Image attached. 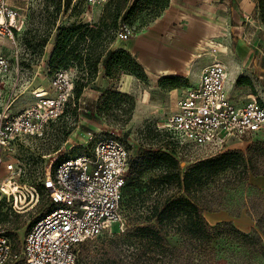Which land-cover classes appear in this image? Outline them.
<instances>
[{
  "label": "built area",
  "instance_id": "obj_1",
  "mask_svg": "<svg viewBox=\"0 0 264 264\" xmlns=\"http://www.w3.org/2000/svg\"><path fill=\"white\" fill-rule=\"evenodd\" d=\"M83 2L94 7L108 0ZM24 22L21 10L11 6L10 0H0V36L14 42ZM133 35V27L122 23L115 40L127 41ZM87 40L81 44L83 52ZM11 71H24L18 53L14 60L0 53V204L20 214L38 205L44 193L51 207L28 227L20 260L23 264H76L82 243L111 233L113 225L123 221L120 202L129 171L127 147L116 137L103 136L74 157H50L41 189L21 183V166L11 162V148L27 136L41 137L48 123L64 114L73 98L77 72L72 65L56 71L48 88L32 90V103L13 112L16 95L2 98L3 80ZM227 75L225 65L214 60L202 70L196 86L186 89L175 104L163 107L160 125L190 154L204 151L213 156L232 143L264 134V102L251 97L234 103L225 87ZM17 259L8 232L0 227V264Z\"/></svg>",
  "mask_w": 264,
  "mask_h": 264
},
{
  "label": "trees",
  "instance_id": "obj_2",
  "mask_svg": "<svg viewBox=\"0 0 264 264\" xmlns=\"http://www.w3.org/2000/svg\"><path fill=\"white\" fill-rule=\"evenodd\" d=\"M54 1L55 12L59 13L61 0ZM168 5L169 0H108L101 6L103 14L96 24H58L49 64L65 62L54 73L75 66L80 76L76 74L74 100L94 80L99 66H103L104 76L109 79L130 74L146 81L142 66L126 50H111L109 44L115 40L121 19L144 13L139 27L143 28L159 18ZM48 38L45 36L40 45L47 44ZM86 38L83 52L81 44ZM163 82V88L181 86L178 78H164ZM164 131L163 135L153 134L164 144L152 145L129 159L120 202L124 229L109 244L79 248L76 264H145L157 258L160 264H177L178 260L190 263L193 251L208 257L209 262L215 257L213 243L226 236L239 239L249 249L264 251V188L250 182V177L264 176V142L256 141L244 151L228 148L189 161L188 150L171 132ZM36 186L41 189L40 184ZM219 211H225L230 218H239L244 212L254 222V228L244 233L232 221L208 223L204 213ZM8 235L11 236L9 232ZM171 238H176L178 246L187 249L190 256L184 260L183 256L174 255L178 248L171 246Z\"/></svg>",
  "mask_w": 264,
  "mask_h": 264
},
{
  "label": "rangeland",
  "instance_id": "obj_3",
  "mask_svg": "<svg viewBox=\"0 0 264 264\" xmlns=\"http://www.w3.org/2000/svg\"><path fill=\"white\" fill-rule=\"evenodd\" d=\"M10 4L21 10V13L25 16V22L20 34L15 36L14 42L5 35L0 36V53L5 54L11 60H14L15 53H18V61L24 67V72L22 75L23 83L19 89L17 88V94L22 93V97H30L32 90L48 88L54 71L65 64L63 62L60 65H57V63L50 65L51 54L46 55L50 48L48 47L49 42L52 45V41H55L58 24L59 26L68 27L79 22H86L87 17L92 18V21L88 22L90 25L96 24L103 14V7H91L84 4L82 0H61L60 12L56 13L54 0H10ZM249 4L251 5V3ZM255 4L254 8L251 5V8L246 9L254 19L251 25L252 32L247 37H249L253 46L264 52V0H257ZM236 11L237 8L233 12L238 17L239 14ZM144 19V13H139L126 18V20L121 19L120 24L130 23L135 29L132 38L135 39L138 33L149 30L154 23L139 28ZM53 21L54 25L52 26ZM222 25L221 28L226 31V37L229 38L227 36V25L223 22ZM47 35H49L47 44L41 46L40 41ZM222 39L221 42H217L211 52L220 59H230L234 55L235 61H240V43L232 38L229 40V46H225ZM124 44L113 40L109 44V48L117 50L120 47L116 48V46H121L127 51ZM250 49L254 55L261 57L257 50L252 47ZM132 58L135 60L133 56ZM240 69V76H255L250 73L252 68L249 69L247 66L240 65ZM77 75L80 76L78 72ZM96 77L97 75L86 86V89L82 90L79 99L75 98L74 100L72 98L68 102L65 113L61 118L48 123L41 137L27 136L11 148L9 152L11 162L15 167L21 166V172L19 173L21 181L39 185L50 157L55 156V154H59L60 159L69 156L74 157L90 148L96 140L103 136H112L122 140L127 147L130 160L136 158L140 152L152 145L156 147L159 144H164L165 141H158L154 138L153 134L163 135L165 129L153 117L152 111L161 103L167 101L169 98L168 93L172 91L171 86L168 85L163 88L165 84L163 79L157 83H152L148 78L146 81H142L134 75L120 74L116 79L105 77L104 81L107 82V85L102 89L95 82ZM14 78L15 72L12 71L10 76L5 79V85L8 87V83ZM255 81V87L245 85L244 88H241L242 94L245 95L244 98L257 95L260 100H264V80L255 78ZM182 84H185L184 81H182ZM7 87L4 88L3 96L11 90ZM180 88L182 87L175 89ZM116 94L118 95L116 96ZM121 96H127L129 99L121 98ZM120 99H122L121 102H119ZM23 100L21 99L15 104V107L20 106ZM256 141L264 142V134L252 136L248 140L238 143V145L230 146L229 149L244 151L248 145ZM191 155L188 157L189 161L206 156V153L198 151ZM50 207V202L44 193H42L38 205L20 214H15L8 205L0 204V227L11 234L10 238L18 256L13 264H23L20 255L25 233L30 224ZM123 224L124 221L121 224H114L111 233L102 234L98 238L84 242L80 250L82 247L101 243L109 244L115 234L122 232L124 229ZM170 244L178 248L174 255L183 256L184 260L186 256H190L187 255L189 254L187 249L178 246L176 238H171ZM211 249L214 250L215 257L209 262L207 261L208 257L204 258L203 254L198 255L197 252L193 251L191 252L194 256L193 261L190 263L182 261L180 263L178 260L177 264H208L210 262H213V264H264V251H258L255 248L249 249L244 242L232 237L226 236L216 240ZM158 260L157 258L153 262L151 260L145 264H160ZM167 261L168 259L165 263Z\"/></svg>",
  "mask_w": 264,
  "mask_h": 264
},
{
  "label": "crops",
  "instance_id": "obj_4",
  "mask_svg": "<svg viewBox=\"0 0 264 264\" xmlns=\"http://www.w3.org/2000/svg\"><path fill=\"white\" fill-rule=\"evenodd\" d=\"M248 2L254 8L257 0H169L168 7L154 21L149 30L138 33L135 39H132L133 35L127 41L116 40L119 43H125L127 52L142 66L144 73L152 83H157L164 78L183 79L180 80V87L182 88H173L168 93L167 101L152 111L156 120L161 119L165 105L175 104L186 89L198 84L202 70L214 60L221 61L227 69L225 87L234 103L241 104L251 97L264 102L257 95L244 98L245 95L243 96L241 90L245 85L255 87V78L264 80V52L253 46L247 37L252 32L251 25L254 21L251 13L246 10L251 8ZM235 8H237L238 17L233 12ZM91 21V17L86 18V22ZM222 22L227 25L229 38L226 37V31L221 28V26L223 27ZM221 38H223L222 43L225 46H229V40L232 38L240 43V61H235L234 55L232 56L233 59H220L211 52L217 42H221ZM53 47L54 42L52 41L46 55L52 53ZM250 47L257 50L261 57L254 55ZM116 48L123 49L121 46H116ZM240 65L247 66L249 69L252 68L250 73L255 76H240ZM249 65L251 66L249 67ZM23 72L15 73V78L8 83V87L5 85V79L11 73L3 80V101L7 100L11 94L16 95L12 105L13 112H17L32 103L31 95L30 97H22V93L17 94V90L23 83ZM104 78L103 66H99L95 82L101 88L107 85ZM182 81L185 84H182ZM6 87L11 90L3 96ZM19 97L21 98L19 99ZM21 99H24L20 103L21 105L15 107V104ZM232 145H238V143H232ZM250 182L259 188H264V176L250 177ZM204 217L212 225L222 221H232L235 227L244 233H249L254 228V222L244 212L239 218H230L223 211L204 213Z\"/></svg>",
  "mask_w": 264,
  "mask_h": 264
},
{
  "label": "bare ground",
  "instance_id": "obj_5",
  "mask_svg": "<svg viewBox=\"0 0 264 264\" xmlns=\"http://www.w3.org/2000/svg\"><path fill=\"white\" fill-rule=\"evenodd\" d=\"M50 46H51V43L49 42L48 47H50ZM12 189H13V191H15V188L12 187Z\"/></svg>",
  "mask_w": 264,
  "mask_h": 264
}]
</instances>
